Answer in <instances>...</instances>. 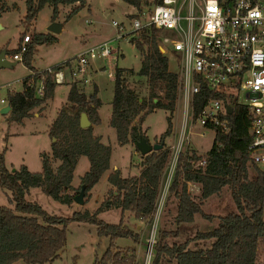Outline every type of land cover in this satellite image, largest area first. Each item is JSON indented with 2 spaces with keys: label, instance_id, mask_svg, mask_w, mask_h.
Segmentation results:
<instances>
[{
  "label": "trees",
  "instance_id": "obj_1",
  "mask_svg": "<svg viewBox=\"0 0 264 264\" xmlns=\"http://www.w3.org/2000/svg\"><path fill=\"white\" fill-rule=\"evenodd\" d=\"M87 0H25L24 24L36 20L38 13L45 6L52 7V21L60 6H73L67 13L70 19L84 8ZM137 13L150 10L147 0H124ZM155 2L158 0H154ZM222 1V0H219ZM5 2L0 0V12L5 11ZM131 19L138 15H131ZM23 35L20 39L22 41ZM160 33L151 28H143L129 40L140 53L139 77L146 79L149 93L140 99L128 85L126 73L131 70L115 67L113 77V96L111 114L108 124L114 129L116 142L124 147L147 141L142 122L145 116L155 109H165L171 114L175 111L178 94V74L168 67V57L161 53ZM52 33L34 34L27 44L22 63L30 75L21 80V92L8 93L7 106L11 108L9 120L21 123L32 111L53 98L56 85L52 76L46 71H37L32 65L35 48L39 45L55 43ZM6 51V50H5ZM17 50L6 51L7 55ZM60 64L53 66L56 69ZM43 80L44 94L37 97L32 81ZM219 96L212 94L205 85L193 99L196 113L207 103ZM97 87L86 94L83 87L76 83L69 85L66 104L60 109L48 131L51 152L41 153L40 172L31 173L25 165L15 171H9L0 155V188L10 193L12 207L0 205V264H45L59 257L57 254L66 243V227L72 221L93 224L96 234L108 239V246L103 254L95 258L92 264H136L137 252L134 248L124 251L115 247L119 239H130L142 245V236L124 223V214L130 213L134 218L151 229L156 218V209L160 198V188L168 164L169 151L165 148L144 156L137 177H120L118 169L107 175L108 198L93 212H73L71 218L51 216L41 206L25 200L30 189L40 188L42 193L71 206L74 196L85 187L84 195L101 180L110 169L111 147L100 142L93 133V125H99ZM84 113L90 126L81 129L79 117ZM167 117L168 129L160 137L164 147V137L169 133L171 117ZM229 122V131H217L211 149L203 156L194 152L181 155L168 186L167 199L174 198L176 228L162 230L155 227L154 243L151 244V256L148 264H257L259 247H264V170L251 166L252 178L248 175L249 156V120L244 108L236 107L225 116ZM136 121V122H135ZM148 142V141H147ZM137 150V148H136ZM193 151V150H192ZM84 157L89 168L80 177L79 186L72 187V178L78 159ZM205 160L204 165L199 162ZM57 162V165L54 164ZM200 186L199 202L187 191V184ZM230 190L235 210L219 217L218 225L210 231L195 230L192 237L183 236L187 230L184 225L192 223L196 215L207 219L211 216L202 213V201L218 194L223 188ZM160 193V194H159ZM111 208L120 210L121 219L117 224H106L98 219V214ZM185 237V238H183ZM183 239V240H182Z\"/></svg>",
  "mask_w": 264,
  "mask_h": 264
},
{
  "label": "rangeland",
  "instance_id": "obj_2",
  "mask_svg": "<svg viewBox=\"0 0 264 264\" xmlns=\"http://www.w3.org/2000/svg\"><path fill=\"white\" fill-rule=\"evenodd\" d=\"M4 1L7 10L0 12V50L9 52L15 50L23 35L32 37L34 34H47V29L52 23L60 24L62 30L60 34L55 35L57 37L55 43L36 46L31 64L37 70L46 71L66 61L68 58L76 56L85 48L109 41L113 49L119 50L118 54L114 55L118 59L116 67L131 70V73L124 75L128 85L137 93L140 99L147 98L149 87L147 86L146 79L138 76V71L140 70V53L129 42L134 34L125 33L129 30L132 19L130 16H127L130 11V5L124 0H87L84 8L68 20L66 19L67 13L73 6H60L54 21H52V7L47 5L39 11L37 14L38 17L30 26H26L23 22L25 17V0ZM147 1L149 4L148 7H152L154 1ZM142 13L136 12L135 15H138L139 18ZM183 14L185 15V13ZM112 22H116L118 27H114ZM119 28H123L125 32L122 34H126L122 38H118L120 34L118 31ZM11 56L8 55V57ZM166 56L168 57L169 70L175 73L178 72L179 66L177 59L173 54H166ZM104 61H95L93 67L95 66L96 68L93 69L99 68V64L104 63ZM113 68L115 69V67ZM113 68L112 73H114ZM99 71H101V68H99ZM91 74L92 72L90 71L89 75L91 76ZM29 75L30 72L22 61L16 62L11 69H0V87L8 85V89L12 92H21V80ZM107 79V73H104V76L98 77V80H102L103 84H105ZM91 82L83 86L86 94H89L93 88ZM71 83L72 81L68 80L65 84L67 86H57L55 90L56 95L53 96L50 102H46L42 110L41 108L39 110L34 109L31 115L23 119L21 123L10 121L9 113H0V155L3 154L4 163L9 171H15L21 165H25L31 173L41 171L40 154L51 152L52 139L49 138L48 131L57 112L66 104L69 85ZM8 92L5 88L1 89V97H7ZM1 109L2 107L0 105V111ZM110 111V105L109 107H103L101 111L103 126L102 128L96 129L94 135L97 136L99 134L101 136L100 141L104 145L111 147L110 164H112V167L114 165V167L119 168L118 171H120L121 178L129 176L137 177L142 161L140 159L141 156L133 144H127L124 147L117 144L115 131L108 124ZM34 113H37V116ZM168 116H170V113L161 108L155 109L152 113L144 117L141 127L150 145H160V137L166 132L169 126L167 122ZM170 117L171 127L169 133L163 139V148L169 151V160L160 188L161 195L156 209L157 215L154 224L150 229L127 212L124 214V223L133 231L141 234L143 244H135L130 239H119L115 242V247L122 249V251L128 248L135 249L138 260L136 264L149 263L151 254L147 250L149 245L154 243L155 227L162 230H174L176 228L174 222L176 216V201L174 198L168 201L167 190L180 156L189 155L191 152H194L196 156H203L211 149L214 141L212 131L205 130L199 125L193 127L188 136L189 138L182 147V151L176 156L177 161L174 164L175 159L171 147L179 141L182 123L180 102H178L175 111ZM200 133H203V136H200ZM77 161L78 163L73 172L74 189L79 186V179L87 172L89 166L88 161L84 157H80ZM56 165L57 162L54 166ZM248 166V175L252 178L254 172L250 162ZM108 171H111V167ZM109 185L105 179L101 178L89 191L87 196L83 195L82 205L74 201L71 206L60 204L58 201L43 194L40 188L30 189L25 195V200L38 203L51 216L71 218L73 212L83 213L87 211L90 213L99 207L104 199L108 198V190L113 189ZM187 191L196 202H199V185L188 183ZM9 197L10 193L0 188L1 206L12 207ZM201 210L202 213L211 216V219H207L201 214L196 215L192 223L184 225L187 228L192 227V229L187 230L183 236L192 237L195 230L200 232L210 231L218 225L219 217L234 211L235 207L230 190L227 187H223L218 194L212 195L202 201ZM97 216L99 220L106 224H117L121 219L120 210L116 208L101 212ZM66 235V243L57 253L59 257L53 262L45 264H92L94 259L100 257L108 246V239L96 234V226L91 223L72 221L66 227ZM259 248L257 264H264V247L260 246ZM15 264L24 263L18 261ZM163 264L169 263L165 262Z\"/></svg>",
  "mask_w": 264,
  "mask_h": 264
},
{
  "label": "built area",
  "instance_id": "obj_3",
  "mask_svg": "<svg viewBox=\"0 0 264 264\" xmlns=\"http://www.w3.org/2000/svg\"><path fill=\"white\" fill-rule=\"evenodd\" d=\"M142 12L139 18L132 19L127 32L123 28L118 31L135 34L143 28H151L160 33L158 49L163 50L161 53L173 54L177 59L175 103H181L182 123L179 141L171 147L174 164L193 127L199 125L212 131L214 136L217 131L227 133V109L232 113L234 108L241 107L249 120V162L264 170V0H158L150 10ZM112 25L118 27L116 22ZM120 34L118 38L126 35ZM30 41L31 36L25 35L15 54L6 59L22 61ZM117 53L109 41H104L85 48L46 72L51 74L56 86L70 80L83 87L91 81L89 72L94 70V62ZM112 75L114 77V73H107L108 77ZM202 85L219 97L208 100L196 113L193 99ZM29 86H34L37 97L43 96L42 79L36 83L31 81ZM3 88L12 93L8 85L0 87V91ZM0 105L2 109L7 106L6 97L1 95ZM204 164L202 160L198 166Z\"/></svg>",
  "mask_w": 264,
  "mask_h": 264
},
{
  "label": "crops",
  "instance_id": "obj_4",
  "mask_svg": "<svg viewBox=\"0 0 264 264\" xmlns=\"http://www.w3.org/2000/svg\"><path fill=\"white\" fill-rule=\"evenodd\" d=\"M5 2V1H4ZM5 5V4H4ZM7 10V8H5V11ZM136 14V10L133 8V7H131L130 6V11H129V13L127 14V16H131V15H135ZM62 30V29H61ZM48 33V32H47ZM55 36V35H54ZM56 37V36H55ZM56 39H57V37H56ZM19 43H20V40H19ZM18 43V44H19ZM119 51V50H118ZM118 54V53H117ZM116 54V55H117ZM123 55V54H122ZM121 55V56H122ZM69 59V58H68ZM106 61H104V63H102V64H99V68H101V71H99V68H97V69H94L93 71H92V74H91V83L93 84L92 85V87L93 86H95V87H97V98L99 99V101H100V108L98 109V117H99V125H93V133L95 134L96 133V129H98V128H102V126H103V124H102V117H101V111L103 110V107H105V106H108L109 107V105H110V103H111V100H112V96H113V75L111 76V77H108V79H107V81L105 82V84H103L102 83V80H98V77L99 76H104V73H108V72H113L112 71V68L113 67H116V64H117V58H115V56L114 55H112L111 57H109V58H107V59H105ZM115 64V66H113ZM32 65V64H31ZM32 67L35 69V70H37V68H35L33 65H32ZM94 68H96L95 66H94ZM118 68V67H117ZM114 69V68H113ZM120 69H122V68H120ZM123 69H126V68H123ZM126 70H129V69H126ZM37 71H40V70H37ZM103 71V72H102ZM109 83V84H108ZM64 86H67V85H64ZM56 89H57V86L55 87ZM55 89V90H56ZM92 90H93V88H92ZM92 90H91V92H92ZM91 92H89V93H91ZM56 95V93L54 92V96ZM51 100V99H50ZM47 102H50V101H47ZM106 104H108V105H106ZM44 106V105H43ZM43 106H42V108H43ZM111 106V105H110ZM42 108H41V110H42ZM38 110L40 109V108H37ZM41 112H43V111H41ZM35 114V116H37V113H34ZM110 114H111V111H110ZM109 117H110V115H109ZM109 121V120H108ZM106 124V123H105ZM96 136V135H95ZM97 136L100 138V140H101V136L99 135V134H97ZM101 142V141H100ZM110 167H111V171H113V170H116V169H119L118 167H114V165H113V167H112V164H110ZM88 168H89V166H88ZM111 171H108L107 172V174H105V175H103V179H105L106 181H107V175L111 172ZM40 172V171H39ZM72 180H73V178H72ZM74 180L72 181V187L74 188ZM79 183H80V181H79ZM79 185V184H78ZM110 186V185H109ZM111 187V186H110ZM109 187V188H110ZM90 195V194H89Z\"/></svg>",
  "mask_w": 264,
  "mask_h": 264
},
{
  "label": "water",
  "instance_id": "obj_5",
  "mask_svg": "<svg viewBox=\"0 0 264 264\" xmlns=\"http://www.w3.org/2000/svg\"><path fill=\"white\" fill-rule=\"evenodd\" d=\"M61 29H62V26L60 24L52 23L48 27L47 32L52 33L53 35H57V34H60ZM160 51L163 52L162 49H160ZM6 56H8L6 51L0 50V69H3V68L11 69L12 66H14L16 64L15 61H12V62L8 61L6 59ZM10 111H11V108H9L8 106H5L3 109H1L0 113L1 114H8V113H10ZM227 112L230 114L231 109L228 108ZM79 124H80L81 129H87L91 125L87 116L84 113H82L79 117ZM52 141H54V139H52ZM136 148H137L140 156H144V155L149 154L151 152L162 150L163 144L150 145L147 141H145L143 139V140H140L136 144ZM84 190H85V187L81 186L79 193L73 197L74 202H76L79 205L83 204ZM150 248H151V244L149 245V248L147 250L151 254Z\"/></svg>",
  "mask_w": 264,
  "mask_h": 264
},
{
  "label": "bare ground",
  "instance_id": "obj_6",
  "mask_svg": "<svg viewBox=\"0 0 264 264\" xmlns=\"http://www.w3.org/2000/svg\"><path fill=\"white\" fill-rule=\"evenodd\" d=\"M148 253H150V252H148Z\"/></svg>",
  "mask_w": 264,
  "mask_h": 264
}]
</instances>
